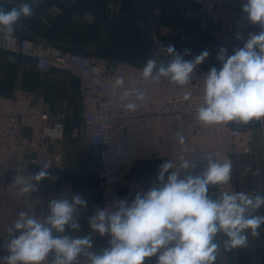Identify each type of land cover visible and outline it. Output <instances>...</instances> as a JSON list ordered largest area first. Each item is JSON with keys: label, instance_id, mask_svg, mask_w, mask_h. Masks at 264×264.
I'll return each mask as SVG.
<instances>
[{"label": "clouds", "instance_id": "clouds-1", "mask_svg": "<svg viewBox=\"0 0 264 264\" xmlns=\"http://www.w3.org/2000/svg\"><path fill=\"white\" fill-rule=\"evenodd\" d=\"M33 12L30 2L8 10L0 6V34L13 38L16 26ZM242 13L260 31L249 33L231 55L221 46L216 57L221 67H211L200 80L195 119L205 126L264 121V0H245ZM242 38L236 34L237 40ZM190 54L188 49L181 53L172 44H162L158 55L144 62L142 78L185 88L210 52L186 60ZM112 88L123 89V96L130 98L125 105L130 113L148 99L136 87H126L124 77H117ZM190 99L191 93L182 96L183 101ZM174 139L186 144L180 131ZM231 176V159L220 160L215 152L193 158L181 154L176 162L168 159L146 191L96 208L87 220L90 231L82 236L77 235L79 211L88 202L81 194H61L48 201L46 212L38 213L35 206L20 211L0 233L7 253L0 256V264H81V258L87 264H149L152 258L156 264H215L221 247L225 252L247 247L249 236L259 238L264 226V214H259L264 194L229 190L225 186ZM44 180H58L48 164L31 174L23 191L39 192ZM96 236L107 237V246L97 248Z\"/></svg>", "mask_w": 264, "mask_h": 264}, {"label": "built area", "instance_id": "built-area-1", "mask_svg": "<svg viewBox=\"0 0 264 264\" xmlns=\"http://www.w3.org/2000/svg\"><path fill=\"white\" fill-rule=\"evenodd\" d=\"M192 2L191 17L216 45L226 47L228 52L242 47L249 33L260 31L242 13L245 0ZM237 33L242 35L241 40L236 39ZM0 52L33 59L42 71L61 69L77 80L82 123L70 129V136L77 139L85 129L88 144L100 160L102 196L95 209L144 191L141 181L133 177L140 163H164L168 159L176 162L181 154L193 158L209 152L218 153V159L224 160L253 151L255 133L250 123L205 126L195 119L201 103L200 80L209 71L203 64L194 70L191 84L180 88L167 81L144 80L142 65L115 62L110 71L111 61L106 57L47 49L25 35L5 39L0 34ZM117 77H124L126 87H136L148 97L133 113L125 108L130 98L123 96V89L112 88ZM186 92L191 93L190 101L182 100ZM177 131L185 136L184 146L174 139ZM66 133V115L52 120L41 96L24 91L0 95V233L20 211L32 206L37 211L41 197L23 188L34 167L48 164L51 169L64 168L63 154H49L48 149L55 141L63 140ZM94 139L100 142L93 143ZM225 187L236 191L232 176Z\"/></svg>", "mask_w": 264, "mask_h": 264}, {"label": "crops", "instance_id": "crops-1", "mask_svg": "<svg viewBox=\"0 0 264 264\" xmlns=\"http://www.w3.org/2000/svg\"><path fill=\"white\" fill-rule=\"evenodd\" d=\"M21 2L32 3L34 12L16 26V35L28 33L47 49L100 55L113 62L142 66L152 56L151 46L159 49L162 39L177 35L187 27L186 19L191 17L194 7L192 0H123L117 3L114 0H0V6L8 10ZM197 27L206 37L198 24ZM157 40L155 45L153 42ZM195 42L208 50L202 40ZM17 91L41 96L52 120H57L60 114L66 115V137L55 141L48 149L49 154H63L64 168H50L58 180L42 181L39 192L34 193L41 197L37 212H46L48 201L61 194H81L88 207L79 211L81 232L77 235L87 234L90 231L87 220L101 200L102 189L98 176L100 160L88 144L85 129L77 139L70 136V129L82 123L78 82L61 69L42 71L33 59L0 52V95L10 96ZM250 127L255 133L253 151L231 158L233 184L236 191L264 194V121H252ZM162 163L144 162L135 167L133 177L141 181L144 191L155 181ZM39 168L34 167L32 173ZM124 198L131 200L133 197ZM259 214H264V208ZM259 231V238L249 236L247 247L230 252L221 247L215 264H264V226ZM95 240L97 248L107 246V237L96 236ZM2 245L3 239H0V256L7 254ZM81 264H87L86 259L81 258ZM149 264H156L155 258Z\"/></svg>", "mask_w": 264, "mask_h": 264}, {"label": "rangeland", "instance_id": "rangeland-1", "mask_svg": "<svg viewBox=\"0 0 264 264\" xmlns=\"http://www.w3.org/2000/svg\"><path fill=\"white\" fill-rule=\"evenodd\" d=\"M186 23H187V27L183 31L178 32L177 35H173L171 37H165L164 39H162L163 44L165 46L168 44H172L175 46L176 50L181 53H183L185 49L190 50L191 54L185 56V59L188 60L193 59L200 52L207 50L203 47V45L196 43L195 40H202L206 45H208V47L213 48L215 51L218 52L219 47L212 44L210 39L201 35L197 27V24L192 17L188 16L186 19ZM159 40L154 41L153 43L156 45L158 44ZM151 47H152L151 52H153L151 53L152 56H157L159 49L155 50L156 48H154V46ZM228 53L229 55H231L234 53V51ZM202 64L208 69H210L213 66L217 67L218 69L221 67V65L210 56L206 58V60Z\"/></svg>", "mask_w": 264, "mask_h": 264}, {"label": "water", "instance_id": "water-1", "mask_svg": "<svg viewBox=\"0 0 264 264\" xmlns=\"http://www.w3.org/2000/svg\"><path fill=\"white\" fill-rule=\"evenodd\" d=\"M119 1H123V0H114V3H117ZM208 51L210 52V56L216 59L217 54L213 50H211L209 48H208ZM114 66H115V62L111 61L110 64H109L110 71L114 70Z\"/></svg>", "mask_w": 264, "mask_h": 264}, {"label": "trees", "instance_id": "trees-1", "mask_svg": "<svg viewBox=\"0 0 264 264\" xmlns=\"http://www.w3.org/2000/svg\"><path fill=\"white\" fill-rule=\"evenodd\" d=\"M20 35H25V36H29V34L28 33H23V34H20ZM204 35H207L206 37L209 39L210 38V40H211V43L212 44H214V45H216L213 41H212V39H211V37H209L208 36V34H204ZM30 37V36H29ZM217 47H219L218 45H216ZM220 48V47H219ZM209 49H211V50H213L216 54H217V51H215L213 48H210L209 47ZM8 54V53H7ZM12 55V54H11ZM18 56V55H17ZM211 57V56H210ZM213 58V57H212ZM213 59H215V58H213ZM219 64H220V62L217 60V59H215ZM221 65V64H220ZM205 67V66H204ZM206 68V67H205ZM206 69H208V68H206ZM209 70V69H208Z\"/></svg>", "mask_w": 264, "mask_h": 264}]
</instances>
